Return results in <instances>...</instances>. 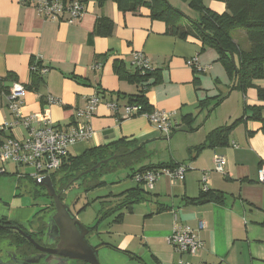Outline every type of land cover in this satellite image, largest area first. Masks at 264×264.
Listing matches in <instances>:
<instances>
[{
    "label": "crops",
    "instance_id": "1",
    "mask_svg": "<svg viewBox=\"0 0 264 264\" xmlns=\"http://www.w3.org/2000/svg\"><path fill=\"white\" fill-rule=\"evenodd\" d=\"M82 1V16L69 23L65 19L43 20L18 0H0V130L4 123L12 120L6 107V95L13 82L26 87L20 108L22 117L32 116L36 121L46 120L61 128L68 127L73 124L75 111L83 108L86 99L96 95L98 89L103 94L102 100L115 102L117 114L121 115L123 107L127 106V96L135 95L139 86L120 79L113 64L120 62L126 71L132 72V54L142 53L157 71L156 78L144 84L147 86L145 97L152 110L172 115L171 120L176 124L172 134L163 136L143 117L117 122L115 113L103 102L90 119L92 138L75 143L69 148V155L80 156L91 148L120 139L135 142L141 150L145 145L166 139L169 140V158L162 160L156 148L159 151H156V163H141L138 168L179 165L185 167L184 177L176 183L166 177L157 179L148 190L154 193L153 212L143 216L140 230L133 237L125 235L114 247L110 241L103 242V236L111 234L114 224H123L126 215H132L135 206L142 201L134 204L131 212L129 205L120 210L117 206L127 202L129 192L137 188L142 198L147 194L143 186L130 177L138 168L131 169L125 174L131 182L114 185L108 195L97 197L102 199L101 205L109 208L102 213L107 214L106 219L97 214L94 224L85 226L88 230L97 226L96 230L89 231L88 242L98 250L110 248L124 253L138 264H176L178 260L192 264H264V184L257 181L258 170L264 165V100L258 98L257 89L264 88V79L253 81V86L243 94L232 90L234 80L220 64L214 50L201 49L192 39L184 41L167 35L164 23L151 20L144 9L136 14L122 13L112 1L101 6L96 0ZM203 2L218 14L225 10L222 3ZM101 18L112 23V32L107 37L93 33ZM242 38L238 39L247 46ZM191 58H197L202 71L196 76L197 86L194 84L196 74L187 65ZM34 59L48 67L49 72L36 88H27ZM97 64L99 68L95 67ZM49 96L60 103H47ZM204 101L208 103L200 109L199 103ZM245 107H261V119L238 124L229 134L227 145L189 154L210 132L242 117ZM192 117L190 128L193 131L186 132L182 120ZM4 132L1 138L4 141L20 140L26 134L22 126ZM215 156L225 160L222 173L214 171ZM1 163L0 219L24 227L39 218L41 221L38 225L35 223L32 231L39 235L41 224L45 225L41 211L47 205L40 211L31 188L19 191L22 180L33 179L30 177L33 172L21 173L20 167L15 165L16 170H12L4 167L10 162ZM203 175L210 191L223 194V203H185L186 197L196 198L202 191ZM115 212L119 213L110 221L108 217ZM119 215L121 218L116 220ZM199 222L204 223L201 230L197 229ZM174 224L188 226L195 232L203 243L197 253L181 255L169 245L168 237ZM122 244H126V248L120 250L118 247ZM131 255L137 259H132Z\"/></svg>",
    "mask_w": 264,
    "mask_h": 264
},
{
    "label": "trees",
    "instance_id": "2",
    "mask_svg": "<svg viewBox=\"0 0 264 264\" xmlns=\"http://www.w3.org/2000/svg\"><path fill=\"white\" fill-rule=\"evenodd\" d=\"M61 1L64 3L80 2L84 5L82 0ZM107 1L114 2L117 9L122 13L136 14L139 13L141 9H144L147 11L148 17L151 20L164 23L167 35L184 41L192 39L200 44L201 49L209 48L214 50L222 67L228 76L234 80L232 90L243 94L247 89L253 86V81L264 79V0H212L224 5L225 10L221 14L209 9L204 4L203 0H177L178 6L169 0H96L99 6ZM111 32L112 23L110 20L101 18L97 21L93 33L98 36L107 37L111 34ZM236 33L242 34L247 46L239 43L240 41L235 37ZM230 55L234 58V64L231 61ZM33 64L34 60L31 65ZM36 66H42L41 62L36 63ZM191 68L193 73L196 74L194 84L197 86L199 82L196 79V76L198 73H202V71L196 67ZM113 70L120 79L139 86L138 92L135 95L127 96V105L138 106L140 108L138 116H133L131 119L140 117L141 114L152 112L153 110L149 106L145 97L147 86L144 84L147 83L150 78H156L157 71L154 69L152 72H145L144 74H141L136 69H133L132 72H128L120 62H115L113 64ZM41 78L42 77L37 75V73H32L30 71L31 82L27 88H36L40 83ZM1 90L2 87H0V91ZM97 91L96 95L102 100L103 94L99 92V89ZM257 95L260 100H264V88H258ZM107 102L113 101L110 100ZM207 103L208 101L200 102L198 107L203 109ZM216 105H218V103ZM261 109V107H245L242 117L238 118L230 125L217 128L210 132L201 145L189 150V154H197L205 148L227 145L229 134L238 124L244 123V121L248 119H261ZM74 121L75 119H73V124ZM182 121L186 127L185 131L192 132L193 130L190 127L193 122V117L190 119L183 118ZM2 136H5V132L0 130V146L4 142V140L1 139ZM123 148L124 150H120ZM140 149L141 147L137 146L135 142H126L125 140L120 139L107 145L91 148L80 156L69 155L63 160L61 166L55 171L49 173L48 176L51 178L56 193L63 191L60 195V200L64 202V193L77 185L78 187L80 186L79 189H83V194L105 185V181H101L99 179L97 181H93V183L92 181L88 182V184L84 186L83 180H86V176L74 180L81 173L95 166L104 159H108L114 155L117 156L114 159L128 155L131 156L134 155L136 151H141ZM109 163L110 162L106 164ZM103 165L90 174L95 175V173L100 171ZM178 166L179 165L173 164L168 166L160 165L158 167L145 166L135 170L130 177L133 178L136 173L141 174L153 169H174ZM19 167L22 166H18V168ZM100 175L101 174H98V176ZM28 178L31 179L30 177ZM31 183H34V179H31ZM68 184L70 185L69 189L64 191ZM37 188L42 194L35 191L33 193L35 198H37V196L47 197L43 188ZM138 192L141 193L138 188L129 192V196L125 198L127 202H123L117 206L118 210L129 205L127 208L131 212L132 206L143 200ZM210 202L223 203V194L217 192L215 193L207 189L206 191L202 190L196 198H185V203L193 205ZM50 204L52 205V201ZM119 217L120 215L116 218V220L119 219ZM105 218H107L106 213L102 215V219ZM0 225L2 226L0 227V233H6L9 237H11L4 240L8 241L9 246L17 248L19 252L17 255L18 259L27 261L30 258L31 253L36 251L35 248L31 246L28 240L21 236L19 232L9 227L16 226L25 234H29L22 226L9 222L5 219H0ZM96 227L97 226L95 225L93 228L89 229V231L91 232L96 230ZM12 231L15 232L14 236L10 235ZM131 258L137 259L135 256H132Z\"/></svg>",
    "mask_w": 264,
    "mask_h": 264
},
{
    "label": "built area",
    "instance_id": "3",
    "mask_svg": "<svg viewBox=\"0 0 264 264\" xmlns=\"http://www.w3.org/2000/svg\"><path fill=\"white\" fill-rule=\"evenodd\" d=\"M20 5L31 8L38 17L43 20H61L65 19L72 23L80 19L84 12V5L80 2L64 3L61 0H18ZM40 62L34 59V64L30 66L32 73H37L43 77L49 72V68L40 66ZM131 64L134 69L141 74L152 72L154 69L149 65L148 59L140 52H134L131 56ZM189 67H196L201 70L197 64V58H191L187 61ZM100 66V64L95 67ZM99 68V67H98ZM26 94V88L19 82H13L6 95V107L12 116L10 122H6L1 130L7 131L17 126H22L26 130L25 136L18 139H6L0 147V161L10 162L16 166H28L33 168L31 178L40 180L42 177L58 169L63 160L69 156V148L75 143L87 142L92 138L93 130L90 125L96 107L102 103L97 95L86 99L84 107L77 109L74 113V124L65 128L55 126L49 121H36L32 116L22 117L20 108ZM47 103L59 104L60 101L54 97H47ZM105 105L115 113L117 122L131 119L138 116L140 108L138 106H124L123 113L117 114L118 106L114 102H105ZM171 114L163 111H152L141 114L160 134L169 137L176 128V124L171 120ZM36 124L33 126L32 124ZM225 166V160L222 156L214 157V171L222 173ZM185 173V167L178 166L174 169L162 168L153 169L144 173H136L133 176L137 184H145L146 190L153 188L157 176L164 174L174 181H182ZM202 190L206 191L207 178L202 177ZM257 181L264 184V165L257 173ZM144 189V190H145ZM204 228V223L199 222L197 229ZM169 245L181 255H193L202 248V241L195 232L188 226L174 224L171 234L168 237ZM176 264H192L187 261L178 260ZM206 264V263H199Z\"/></svg>",
    "mask_w": 264,
    "mask_h": 264
},
{
    "label": "rangeland",
    "instance_id": "4",
    "mask_svg": "<svg viewBox=\"0 0 264 264\" xmlns=\"http://www.w3.org/2000/svg\"><path fill=\"white\" fill-rule=\"evenodd\" d=\"M173 1L176 2L175 0ZM177 6H178V3H177ZM235 37H237L236 39L240 41V39L238 38H242V35L240 36V33H239ZM239 43L242 45V41H240ZM148 145L149 146L145 145V148L143 150L136 151L134 155H131V156L128 155L125 157L112 160L109 164L103 165L100 171L95 173V175H91L89 178H86V180H83L84 186L87 185L88 182L97 181L99 179L101 181H105V185L98 187L96 189H93L84 194L82 192L83 189L82 188L79 189L80 186L78 187V185L73 188H70V190L66 192V195L64 196V203L70 206L71 213L76 216V219L82 225L86 227L92 226L94 222L96 221L97 214L99 215V217L102 216V213L105 212L109 207L101 205L100 203L102 199L97 198V197L108 195L110 188L114 185H121V184H124L125 182H131V178L126 177L125 175L129 173L131 169H137L141 163H145V164L146 163H156V157H157L156 151L161 152L160 154H161L162 160H166L169 158V154H170L169 140L167 141L166 139H164L163 141L157 142V144L156 142H154L153 144H148ZM156 148H158L159 151L156 150ZM120 150H124V148ZM8 164L9 165H5L4 167H7L8 169L16 170L15 165L10 164V163ZM2 165L3 164L0 162V166ZM19 171L21 173L30 174L31 172H33V168L22 166L19 168ZM98 174H101V175L98 176ZM4 177L12 178L11 176H5V175ZM164 177L169 178L165 176L164 174H160L157 176L158 179L164 178ZM169 180L173 183H176V181L174 180H171V179ZM114 181H116V183L112 184V182ZM155 183L156 181L154 182L153 187ZM20 185L22 187L19 189V191H24L25 188L27 189L31 188L30 190H32L33 193L35 191H38L41 193V191H39L37 188L38 186H35L34 183H31V181L29 180H22V183ZM141 185L143 186V188L144 187L147 188L145 184H141ZM144 191L147 194H144L142 202L140 201L141 203L135 206L133 214L126 215L125 217L126 221L123 224H114L111 230V234L103 236L104 237L103 242L110 241L111 243H113L112 246L117 247L119 241H122L125 235L129 234V236L133 237L134 234L140 230L142 220L144 221L143 216L145 214L152 213L153 209L155 208V203H154L155 198L153 197L154 193L146 189ZM36 199H37L36 201L37 209L38 210L40 209V211L41 209H43L44 206L50 203L49 199L45 196H37ZM41 213H44L45 215V218L43 219V221L45 222V219L48 215L44 211H41ZM118 213L115 212L114 214L110 215L108 219L112 221L113 218ZM37 220L34 221L33 224H28V223L24 224L25 231L29 233L33 237L34 241L38 243L39 245L45 246L48 248L57 247L58 241H55V243L53 241L47 242L45 241L43 237L36 234V232H32L34 228L36 227L35 223H37L38 225V223L41 221V219L39 218ZM14 234L15 232L12 231L10 235L14 236ZM9 238L11 237H9L6 233H3V234L0 233V259L1 261L6 262L8 264H30V263H26L25 260L18 259L17 255L19 254V252L17 248H15L14 246L12 247L9 246L8 241L4 240V239H9ZM128 240L129 239L126 237L125 243H127ZM137 243L139 244V240H137ZM125 246L126 244H122V246H119L118 248L121 250V249L126 248ZM127 251H129V249ZM10 254L15 256L16 258L11 257ZM98 254H99L100 264H138L137 261L128 259V257L124 253L112 250L110 248L107 251H105L104 249H101L98 251ZM64 264H86V263L82 261H65Z\"/></svg>",
    "mask_w": 264,
    "mask_h": 264
},
{
    "label": "water",
    "instance_id": "5",
    "mask_svg": "<svg viewBox=\"0 0 264 264\" xmlns=\"http://www.w3.org/2000/svg\"><path fill=\"white\" fill-rule=\"evenodd\" d=\"M231 61L234 64V58L230 55ZM113 137V136H111ZM141 150V149H140ZM114 155L108 159H104L96 164L89 170L84 171L74 180L94 172L99 169L103 164L111 162L116 158ZM34 184L45 190L46 195L53 200L55 213L50 218L49 225L52 224L51 230L54 232V237L58 239L59 245L56 248H48L38 245L34 239L25 234L22 230L16 226L9 227L20 233L21 236L26 238L36 250L47 255H55L67 259L68 261H82L86 264H100L98 248L91 245L86 236L88 235V228L82 225L70 211V206L60 200V195L63 193H56L52 184L50 176H45L39 181L34 180ZM0 227H2L0 225ZM35 259V257H33ZM29 260V261H28ZM26 263L35 264L32 259H28ZM1 264V263H0Z\"/></svg>",
    "mask_w": 264,
    "mask_h": 264
},
{
    "label": "flooded vegetation",
    "instance_id": "6",
    "mask_svg": "<svg viewBox=\"0 0 264 264\" xmlns=\"http://www.w3.org/2000/svg\"><path fill=\"white\" fill-rule=\"evenodd\" d=\"M94 167V166H93ZM92 168V167H91ZM90 168V169H91ZM87 170H89V169H87ZM89 175H91V174H87V175H85L86 177H85V179L86 178H89L90 176ZM92 183H93V181H92ZM69 184L65 187V189H64V191L66 190V189H69ZM70 190V189H69ZM66 192H68V190L66 191ZM66 192L64 193V196L66 195ZM58 194V193H57ZM63 196V197H64ZM48 197V196H47ZM48 199H49V201H50V203H51V201H52V205L50 204V203H48L47 204V207L44 209V210H42V211H44L48 216L46 217V219H45V225L44 226H42V224H41V226H40V230H39V235L41 236V237H43L44 239H45V241H53L54 243H55V241H58V239H56L55 237H54V232L51 230V226H52V224L51 225H49V223H50V218H51V216H53L54 215V213H55V209H54V204H53V200L50 198V197H48ZM52 207V208H51ZM42 215V217H43V219L45 218V215H44V213H42L41 214ZM19 225V224H18ZM9 227V226H8ZM10 227H12V226H10ZM23 227V226H22ZM24 228V227H23ZM31 233V232H30ZM89 233V232H88ZM29 234V233H28ZM32 234V233H31ZM30 235V234H29ZM31 236V235H30ZM32 237V236H31ZM33 238V237H32ZM86 239H87V236H86ZM88 241V240H87ZM31 244V243H30ZM38 244V243H37ZM39 245V244H38ZM59 245V241H58V244H57V246ZM31 246H33L32 244H31ZM41 246V245H40ZM34 247V246H33ZM56 248V247H55ZM36 250V249H35ZM33 257H35V259L33 258ZM29 259H32L34 262H35V264H64V262L65 261H68L67 259H64V258H62V257H59V256H55V255H47V254H44V253H41V252H39L38 250H36V251H33V253H31V255H30V258ZM29 261V260H28ZM6 262H2V264H5Z\"/></svg>",
    "mask_w": 264,
    "mask_h": 264
}]
</instances>
